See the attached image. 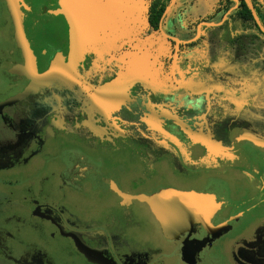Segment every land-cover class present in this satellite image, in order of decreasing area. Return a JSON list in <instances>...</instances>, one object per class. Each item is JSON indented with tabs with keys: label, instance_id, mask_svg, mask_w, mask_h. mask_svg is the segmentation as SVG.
<instances>
[{
	"label": "flooded vegetation",
	"instance_id": "1",
	"mask_svg": "<svg viewBox=\"0 0 264 264\" xmlns=\"http://www.w3.org/2000/svg\"><path fill=\"white\" fill-rule=\"evenodd\" d=\"M221 1L170 0L159 31L147 20L153 67L133 40L86 54L61 0H21L35 76L0 0V175L18 183L0 189L1 264H216V250L219 264H264V32ZM197 57L210 66L178 80L177 59ZM169 190L205 195L200 210L178 202L175 239L137 199Z\"/></svg>",
	"mask_w": 264,
	"mask_h": 264
},
{
	"label": "crops",
	"instance_id": "2",
	"mask_svg": "<svg viewBox=\"0 0 264 264\" xmlns=\"http://www.w3.org/2000/svg\"><path fill=\"white\" fill-rule=\"evenodd\" d=\"M65 8L81 16L79 18L71 16L76 23L78 47L81 49H84L86 45L84 43L92 34L95 23L98 26L96 40H99L97 44L101 47L114 48L119 42H124L122 44L124 45L133 40L136 42L134 48H137V58L141 64L145 62L149 64L150 57L155 59L156 51L163 53L162 48L152 51L149 39L144 40L141 37V33L148 27L147 0H72L71 5L67 3ZM89 48L88 44L83 52L87 54ZM156 62L155 60L150 64L154 67Z\"/></svg>",
	"mask_w": 264,
	"mask_h": 264
},
{
	"label": "water",
	"instance_id": "3",
	"mask_svg": "<svg viewBox=\"0 0 264 264\" xmlns=\"http://www.w3.org/2000/svg\"><path fill=\"white\" fill-rule=\"evenodd\" d=\"M19 1L21 0H6L8 12L10 14V27L9 33L15 39L16 44L23 56L24 62L28 65V69L37 75L36 58L30 47L29 41L25 34L23 25V12L19 7ZM72 0H64L61 3L62 14L69 16L70 23H72L73 31H76V23L71 19V16L79 18L78 14L72 10H67L65 7L67 3L71 5ZM249 5L253 17L260 27L261 31L264 32V27L260 22V19L253 7L251 0H246ZM61 12V11H59ZM57 12V13H59ZM209 26H216L212 23ZM74 40L79 43V36L76 32L73 33ZM75 46V45H74ZM78 46V45H77ZM77 48V47H76ZM59 65H53V67L43 77H49L57 69ZM11 189L18 191V183L10 177L0 175V189ZM143 208H148L155 217L159 224L160 230L164 236L168 239H175L181 233L186 231V214L183 211V206L178 202H183V205H187L193 211L200 210L205 200V195L195 191H182V190H169L153 196L141 195L137 198ZM202 210V209H201ZM203 214V213H202ZM157 227V226H156ZM159 231V229H157ZM189 263H192L190 258H186Z\"/></svg>",
	"mask_w": 264,
	"mask_h": 264
},
{
	"label": "rangeland",
	"instance_id": "4",
	"mask_svg": "<svg viewBox=\"0 0 264 264\" xmlns=\"http://www.w3.org/2000/svg\"><path fill=\"white\" fill-rule=\"evenodd\" d=\"M81 1H84V0H81ZM62 2H64V0H61V3ZM0 18H1V7H0ZM0 25H1V19H0ZM92 30V29H91ZM1 35V34H0ZM97 36H98V26H97V24H95L94 23V28H93V32H92V34L89 36V38H87V41H86V43H84V44H86L85 46H88V44H89V46H92V45H95V46H97V42H99V40H96L97 39ZM0 39H1V36H0ZM93 40V41H92ZM7 43H5V45H6ZM257 48H260L259 46H257ZM262 50H263V45H262V48H261ZM206 50H208V51H210V52H212L213 53V55H216L219 59H220V57H221V50L218 48V47H215L214 45L213 46H211V47H207L206 48ZM185 55H187V54H185ZM240 55L241 56H245L246 54H242V53H240ZM254 56H255V54H254V51L252 50L251 52H249V54L246 56V62L247 63H249V66H251L252 68H257L259 71L262 69V68H264V66L262 67L261 65H262V63H257L258 62V60H257V58H254ZM78 56H76V58H77ZM84 57H85V55H84ZM81 58V57H80ZM179 58H180V55H179ZM254 59V60H253ZM77 60V59H76ZM94 62H95V64H97V63H99V62H97L96 60H94ZM179 59H177V66H176V78L178 79V80H184L185 78H186V72L188 71V72H190L191 70H193V68L194 67H196V68H199L197 65H201V66H204V67H209L210 66V61H205V62H200L199 61V57H197V58H194V59H192V63H190V64H188V63H181V62H179ZM257 63V64H256ZM75 64L77 65V66H79L78 65V63L75 61V63H74V65H73V67L69 64V63H67V64H65V65H63L64 66V70H70L71 69V67L74 69V67H75ZM262 67V68H261ZM215 68H217V70H218V67H215ZM78 69V68H77ZM209 74H210V76H211V78H215V72H214V70L212 69L210 72H209ZM51 76V75H50ZM49 76V77H50ZM216 78H217V76H216ZM216 78H215V80H216ZM217 81V80H216ZM215 81V82H216ZM217 84H219V82L217 81L216 82ZM193 86H194V84H193ZM195 87V86H194ZM181 90H183L181 87H179ZM195 89H196V87H195ZM180 91V90H179ZM182 99H184V97L182 98ZM180 102H181V98H180ZM183 106V105H182ZM220 187L221 186H218V189H220ZM151 228H152V230L154 231V233L156 234L157 233V227L155 226V225H152L151 226ZM154 242L155 243H157V244H161L162 243V241H160V240H158V239H154ZM50 251H53V253H54V255L56 256V257H58L59 255H60V253L57 251V249L56 248H51L50 249ZM217 252H214V253H211L210 254V257H209V261H211V262H216V264H219L217 261H215L216 259L217 260H221V257H220V255H219V253H218V250H216ZM170 260H171V264H179V261L176 259V258H170ZM1 264V263H0Z\"/></svg>",
	"mask_w": 264,
	"mask_h": 264
},
{
	"label": "trees",
	"instance_id": "5",
	"mask_svg": "<svg viewBox=\"0 0 264 264\" xmlns=\"http://www.w3.org/2000/svg\"><path fill=\"white\" fill-rule=\"evenodd\" d=\"M170 0H153L152 3L150 4L149 11H148V16L147 20L149 21V24L155 29V31H159L160 27V20L165 12V9L167 7V3ZM241 5L239 7V10L233 17V19L237 22H239L242 27L245 30H257L259 31V28L257 24L254 21V18L252 16V13L247 6V4L244 2V0H240ZM252 4L255 7L256 13L264 25V5L260 2V0H251ZM233 4L231 0H222L220 4V9L219 12H227L229 7Z\"/></svg>",
	"mask_w": 264,
	"mask_h": 264
}]
</instances>
